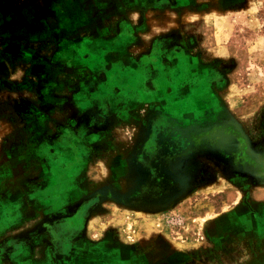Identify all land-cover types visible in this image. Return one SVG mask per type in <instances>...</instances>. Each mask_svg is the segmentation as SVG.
Segmentation results:
<instances>
[{
    "label": "rangeland",
    "instance_id": "374dc122",
    "mask_svg": "<svg viewBox=\"0 0 264 264\" xmlns=\"http://www.w3.org/2000/svg\"><path fill=\"white\" fill-rule=\"evenodd\" d=\"M82 262L264 264V0H0V264Z\"/></svg>",
    "mask_w": 264,
    "mask_h": 264
},
{
    "label": "water",
    "instance_id": "95a60500",
    "mask_svg": "<svg viewBox=\"0 0 264 264\" xmlns=\"http://www.w3.org/2000/svg\"><path fill=\"white\" fill-rule=\"evenodd\" d=\"M212 138L215 140V143L218 146L227 148L230 151H236L241 147V143L235 135L225 133L223 130L217 131L215 135L212 136ZM226 138L230 139V141H225Z\"/></svg>",
    "mask_w": 264,
    "mask_h": 264
},
{
    "label": "flooded vegetation",
    "instance_id": "af4514ba",
    "mask_svg": "<svg viewBox=\"0 0 264 264\" xmlns=\"http://www.w3.org/2000/svg\"><path fill=\"white\" fill-rule=\"evenodd\" d=\"M219 130H223L225 133H230V134H233V132H230L229 130H228V128H213V130L210 132V133H207V134H201L200 136H201V138H205V139H208V140H212L213 138H212V136L213 135H215V133L217 132V131H219ZM213 142H215V140L213 139L212 140ZM240 141V140H239ZM241 142V141H240Z\"/></svg>",
    "mask_w": 264,
    "mask_h": 264
},
{
    "label": "crops",
    "instance_id": "0c3cea01",
    "mask_svg": "<svg viewBox=\"0 0 264 264\" xmlns=\"http://www.w3.org/2000/svg\"><path fill=\"white\" fill-rule=\"evenodd\" d=\"M75 264H77V263H75ZM81 264H86V262H82Z\"/></svg>",
    "mask_w": 264,
    "mask_h": 264
},
{
    "label": "bare ground",
    "instance_id": "6f19581e",
    "mask_svg": "<svg viewBox=\"0 0 264 264\" xmlns=\"http://www.w3.org/2000/svg\"><path fill=\"white\" fill-rule=\"evenodd\" d=\"M228 138H229V137H228ZM226 140L230 141V139H227V138L225 139V141H226Z\"/></svg>",
    "mask_w": 264,
    "mask_h": 264
}]
</instances>
